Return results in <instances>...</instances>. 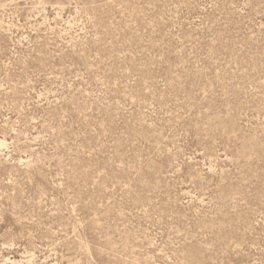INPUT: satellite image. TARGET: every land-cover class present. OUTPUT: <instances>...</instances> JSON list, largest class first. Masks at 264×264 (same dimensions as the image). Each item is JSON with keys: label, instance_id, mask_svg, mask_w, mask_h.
<instances>
[{"label": "rangeland", "instance_id": "1", "mask_svg": "<svg viewBox=\"0 0 264 264\" xmlns=\"http://www.w3.org/2000/svg\"><path fill=\"white\" fill-rule=\"evenodd\" d=\"M0 264H264V0H0Z\"/></svg>", "mask_w": 264, "mask_h": 264}]
</instances>
